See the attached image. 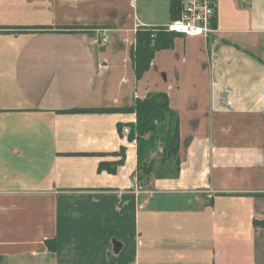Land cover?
I'll return each mask as SVG.
<instances>
[{"label":"crops","instance_id":"0c3cea01","mask_svg":"<svg viewBox=\"0 0 264 264\" xmlns=\"http://www.w3.org/2000/svg\"><path fill=\"white\" fill-rule=\"evenodd\" d=\"M216 5L208 39L136 81L135 31L170 0H0V264H264V0ZM150 91L178 115L180 172L141 187L134 114L72 110Z\"/></svg>","mask_w":264,"mask_h":264},{"label":"trees","instance_id":"16d2710c","mask_svg":"<svg viewBox=\"0 0 264 264\" xmlns=\"http://www.w3.org/2000/svg\"><path fill=\"white\" fill-rule=\"evenodd\" d=\"M178 0H170V21L176 18L175 7ZM21 27L17 32L27 31ZM4 28L0 27V32ZM182 35L167 32L164 27L157 29L139 27L135 31L134 42L130 49L135 80L140 81L149 71L155 54L160 51L171 50L176 38ZM116 112L134 114L135 125H128V140L136 141L138 183L141 187L148 186L153 180L176 179L180 172L179 159V118L170 108L169 98L163 91L148 92L143 99L137 98L134 105L124 109L114 110H72V112ZM119 127V133H122ZM161 144V155L158 162L150 161V152L155 150L156 143ZM96 156V154H80ZM118 155V154H117ZM121 159L117 162H100L98 171L115 174L116 169L123 164L124 151L120 150ZM254 225L263 226L264 222L254 221ZM49 251L54 253L53 243H46ZM1 260V258H0Z\"/></svg>","mask_w":264,"mask_h":264},{"label":"built area","instance_id":"2783aa9c","mask_svg":"<svg viewBox=\"0 0 264 264\" xmlns=\"http://www.w3.org/2000/svg\"><path fill=\"white\" fill-rule=\"evenodd\" d=\"M216 10V0H178L175 7L176 18L164 28L167 32L184 37L206 40L215 32ZM105 41L106 38L101 39L102 43ZM122 133L128 134V129L124 128Z\"/></svg>","mask_w":264,"mask_h":264},{"label":"rangeland","instance_id":"374dc122","mask_svg":"<svg viewBox=\"0 0 264 264\" xmlns=\"http://www.w3.org/2000/svg\"><path fill=\"white\" fill-rule=\"evenodd\" d=\"M178 38H181V37H178ZM177 39V38H176ZM175 39V40H176ZM167 51V50H166ZM147 73V72H146ZM144 76V75H143ZM143 78V77H142ZM133 125H135V121L133 122ZM128 133H129V130H128ZM128 135V134H127ZM133 141H135L134 139H133ZM136 142V141H135ZM161 150H162V148H161V144L158 142V143H156V148H155V150H151V152H150V161L151 162H153V163H155V162H158V160H159V155H161ZM47 248V251L48 252H50L49 251V247L47 246L46 247ZM50 254V253H49Z\"/></svg>","mask_w":264,"mask_h":264}]
</instances>
